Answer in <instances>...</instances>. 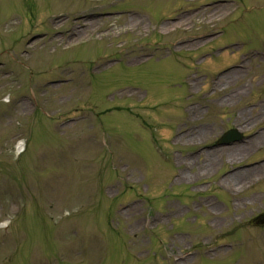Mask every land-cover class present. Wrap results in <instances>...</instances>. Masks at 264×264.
<instances>
[{"label":"rangeland","instance_id":"obj_1","mask_svg":"<svg viewBox=\"0 0 264 264\" xmlns=\"http://www.w3.org/2000/svg\"><path fill=\"white\" fill-rule=\"evenodd\" d=\"M207 1L0 0V226L8 225L0 229V264H173L172 257L220 240L238 243L177 264H264V228L245 224L264 211V183L253 180L264 178V166L239 185L223 181L224 211L217 207L211 216L198 209L195 216L183 210L139 234L152 224L142 215L196 205L200 182L217 177L218 153L205 176L189 182L183 175L176 181L183 187L170 190L173 172L184 166L175 160L172 171L160 152L173 150L181 160L195 149L184 142L165 145L174 130L182 124L208 128L186 142L204 144L223 129L249 132L264 123V110L256 108L264 105V61L253 60L234 81L222 79L205 94L210 77L262 49L264 0H242L236 17L230 15L235 4L226 1L216 12L207 6L194 10ZM189 11L230 21L180 25L178 14ZM130 12L147 25L123 31L129 26L121 15L80 18ZM88 18L96 19V29H86ZM160 26L173 35H163ZM183 26L211 36L223 30L189 49L177 46L188 37L174 27ZM74 38L81 40L67 43ZM189 101L208 107L196 112L194 122L182 117ZM22 137L26 150L17 157ZM151 137L154 143L163 140L160 147ZM247 147L236 159L224 157L225 168L264 157V142ZM196 171L193 165L189 174ZM188 185L196 194L192 202L174 194ZM232 187L237 194L228 197ZM138 199L145 205L121 211ZM208 218L214 227L207 233Z\"/></svg>","mask_w":264,"mask_h":264},{"label":"bare ground","instance_id":"obj_2","mask_svg":"<svg viewBox=\"0 0 264 264\" xmlns=\"http://www.w3.org/2000/svg\"><path fill=\"white\" fill-rule=\"evenodd\" d=\"M223 5L220 6H216V7H211V9H215L214 11L216 12L218 10V8L222 7ZM196 18L193 15H183V17L181 18V20L179 21V24H187L192 22V20ZM214 18H212V15H207V14H202L199 17L200 21L203 22H209L211 20H213ZM96 20L95 19H88L86 21V23L89 25H87L86 29L87 30H92V29H96L95 24H96ZM123 25L124 26H132L134 25L135 28L141 27L144 25V19L141 18L140 16L136 15V14H128L126 17L123 18ZM134 29V28H133ZM76 39V38H74ZM242 71H233L230 72L229 74H227V76H225L224 79H228L229 81H234L236 77L241 76ZM258 110L262 111L264 110V105L259 104L258 105ZM261 108V109H260ZM241 118L243 119H247L248 115H241ZM193 135V133L191 134V136ZM199 135V132L196 134ZM182 138H184V136L182 135ZM260 142H264V132L261 133L258 137H256L252 142H251V147L254 146H258V144ZM22 147V144L18 145V149H20ZM250 147V149H251ZM249 147L243 146V145H235L231 148H224L222 150H218V151H204L203 152V156H204V160L201 164H198V161L200 160V156H195L191 161L197 165V172L196 174H205L206 172H208L209 170H211L215 164L216 161V153H219V151H223L227 154V156H229V158L233 157L234 159L238 158V156H241L244 153L248 152ZM201 155V154H200ZM260 169L262 168H255V169H249V170H244L243 172H238L236 174H234L233 176L227 177L225 179V182L227 181V179H231L234 183L236 184H241L247 177H249V175L253 172H259ZM194 177V175L189 176V178Z\"/></svg>","mask_w":264,"mask_h":264}]
</instances>
